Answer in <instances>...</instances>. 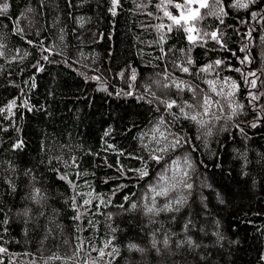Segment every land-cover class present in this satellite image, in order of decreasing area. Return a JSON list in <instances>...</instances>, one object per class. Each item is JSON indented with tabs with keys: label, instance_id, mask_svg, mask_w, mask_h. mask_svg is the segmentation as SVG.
Wrapping results in <instances>:
<instances>
[{
	"label": "trees",
	"instance_id": "obj_1",
	"mask_svg": "<svg viewBox=\"0 0 264 264\" xmlns=\"http://www.w3.org/2000/svg\"><path fill=\"white\" fill-rule=\"evenodd\" d=\"M6 2L9 10L0 16V43L5 45L0 49L5 53L0 57V108L5 109L0 113V221L7 223L0 224V247L7 251L0 253V264H31L33 260L43 264L41 257L47 259L53 253L71 256L76 235L85 240L86 246L69 264H84L97 256L88 246V240L92 246H102L111 235L109 224L117 228L113 243L120 252L114 260L105 256L104 261L111 260L112 264H202L199 254L207 257L208 264H264L261 259L264 257V111H261L264 97L253 111L240 74L220 73L240 83L237 98L245 104L244 114L234 117L226 125L227 131L220 130L223 119L216 121L213 135L207 138L206 144L194 141L199 148L191 153L190 175L194 189L189 199L190 209L186 207L175 223L166 219L170 214H161L156 224H148L139 210L124 212L117 207L120 204L128 207L125 196L142 204L140 197L146 181L137 180L131 172L122 174L117 168L119 165L124 169L141 166L138 161L128 159L127 154H139L137 137L147 130L149 120L158 115L146 102L151 97L145 92V86L152 85L156 74H163L166 65L172 71L171 61L185 54L182 50L186 51L189 45L184 33L173 31L160 42L166 29L157 31L155 26L170 21L158 19L163 16L154 6L158 0H152L151 4L148 0H120L116 16L108 11L110 0H73L71 8L67 0H44L43 9L38 0ZM141 3L148 6L137 7ZM224 3L228 13L225 24L231 26L224 29L229 49L242 58L245 53L239 51L240 46L249 43L254 63L245 71L261 67L264 0H256L248 9L228 7L233 0H224ZM28 8L35 11L27 13ZM169 10L175 14L174 9L169 7ZM149 12L153 15L149 16ZM253 12L257 13L255 18L251 15ZM80 18H83V27ZM204 23L214 28L217 21L208 18ZM17 24L24 29L21 35L16 34ZM251 29L255 30L249 42L243 34ZM27 40H32L33 44H28ZM41 42L43 47L52 49V54L41 51L38 47ZM161 47L168 55L157 59ZM216 47L209 41L204 47L192 48L189 55L196 67L218 58L230 60L233 67H242L229 52L207 51ZM42 55H48L49 59L43 60ZM132 70L136 73L135 81L128 79ZM121 72L124 76L119 75ZM181 78L192 79L186 74ZM207 78H215V73ZM200 86L207 87L203 83ZM153 90H156L155 85ZM129 91L134 95H126ZM140 96L145 100L138 99ZM14 100L17 106L9 113L7 107ZM25 101L27 107L23 106ZM181 123L185 124L186 135H197L194 125ZM253 123L256 127L251 126ZM109 130L110 134L105 136ZM19 141H23V147L16 149L14 145ZM106 145L113 148L105 151ZM119 152L125 155L119 156ZM96 153L99 155H94ZM183 153L182 149L174 155ZM72 155L80 162L79 171L86 173L76 180V191L92 192L110 201L107 206L102 205L98 213H89L88 218L95 221L94 227L75 234L69 219L73 212L64 203L74 192L60 175L66 170L69 179H75L77 169H65L61 162L53 159L56 156L68 159ZM26 171H29L27 176ZM33 185L46 190L48 204L58 210L55 224H49L44 217L37 219L36 205H30L32 219L27 224L23 222L27 217L18 215ZM96 203L93 200V212ZM189 211L197 224L196 232L189 234L208 247L192 253L180 250L175 256L163 249L162 254L152 250V231L160 228L157 239L161 240L165 232H179L183 217ZM108 213L112 214L110 221ZM86 225L84 221L82 228ZM201 226L207 235L199 231ZM49 228L52 232L41 243ZM217 232L222 239L213 235ZM178 238L173 236L170 240L172 251ZM130 243L146 252L143 255L130 252L127 248Z\"/></svg>",
	"mask_w": 264,
	"mask_h": 264
},
{
	"label": "snow or ice",
	"instance_id": "obj_2",
	"mask_svg": "<svg viewBox=\"0 0 264 264\" xmlns=\"http://www.w3.org/2000/svg\"><path fill=\"white\" fill-rule=\"evenodd\" d=\"M40 8L44 7V0H38ZM256 0H233V3L228 7L238 9H248L251 4H254ZM151 4L152 0H148ZM69 8L73 7V0H67ZM120 6V0H110V7L108 11L112 16L117 15L116 9ZM147 4L141 3L137 7H147ZM156 10L162 11L163 16L158 19L163 20L167 18L170 23H160L156 25L157 31H166L160 36V42L165 41V36L173 31L184 33V38L187 40L189 48L185 51V54L178 60L171 61L172 71L168 70L165 66L163 74L157 73V79L153 80L152 85L145 86V92L151 97L146 102L152 106V111L158 115L154 119H150L146 131H143L137 137L140 145L139 154L128 153L127 158L136 160L141 165L137 168L124 169L123 165H119L117 171L122 174L131 172L134 174L137 180H145L144 192L140 199L142 204L133 202L130 196H125L124 201L128 204L117 205L118 208L124 212L130 210H139L144 217L147 218L148 224H156L157 217L161 214H170L166 217L169 223H175L178 215L188 207L189 199L193 195L194 185L191 182L190 170L193 169L191 153L196 152L199 145L194 141L199 140L201 143L207 142V138L213 135L212 128L215 126L216 121L224 120V125L221 126V131H227L226 125L233 120L234 117H238L244 114L245 104L237 98V93L240 90V83L230 76H221L223 71L236 72L240 74L243 85L247 91V102L252 106L253 111L256 110L257 102L261 97H264V36L260 37V47L262 52L260 54L261 67L245 71V68L254 63V58L250 53L249 43H243L240 46L239 51L245 53L241 58L236 55L235 52L229 49L227 41L225 39V28L231 27L225 24V17L228 15L225 7L224 0H158L155 3ZM169 7L175 10H169ZM9 10V4L6 0H0V16L7 14ZM204 10V11H202ZM35 9L28 8L27 13L34 12ZM149 16L153 13L149 12ZM255 18L257 13H251ZM27 18V17H26ZM208 18H214L217 21L216 26L213 28L211 25L205 24ZM264 19V16L261 17ZM246 23V21H241ZM81 27H83V18H80ZM224 26V27H221ZM29 27H31V21H29ZM211 29V30H209ZM255 29H251L243 34L249 42L253 40L252 32ZM16 34L21 35L24 33V29L20 28L17 24L15 28ZM63 32V29H60ZM39 35V32H37ZM2 39V37H0ZM59 39L63 41V35H60ZM209 41L214 42L217 45L216 48L207 49V51H223L229 52L232 57H235L238 63L242 67H233L230 60L223 58L215 59L214 61L200 67H196L195 60L189 55L191 49L194 47H204ZM28 44H33L32 40H27ZM5 45L0 43V49H3ZM42 52L52 54L51 48L43 47L42 42L38 45ZM19 51V50H17ZM171 51V49H169ZM161 55L157 59H164L168 53L163 47L160 49ZM28 53H25L27 55ZM55 54L59 55L60 52ZM5 55L4 51L0 50V57ZM42 59L47 61L48 55H42ZM215 73V78L208 79L207 76ZM176 74V75H174ZM191 77V80H185L181 77L183 75ZM119 75L124 76L121 72ZM162 76V79L160 78ZM93 80H99L100 77H92ZM129 80H136L135 70H132V74L128 77ZM259 82V83H258ZM203 83L207 87L202 88L200 84ZM155 85L156 90H153ZM255 89L256 91H253ZM126 95H134L131 91ZM140 100H145L144 96L138 97ZM16 101H12L7 107V112L11 113L12 109L16 107ZM27 107V101L24 102ZM31 111V108L28 109ZM261 111H264V106H261ZM5 112V109L0 108V113ZM227 113V115H224ZM181 121L190 123L195 126L197 135L195 137L186 135L185 124ZM252 127H256L253 123ZM239 128V124L236 125ZM131 131V129H129ZM242 131V129H241ZM109 132H105V136H108ZM147 140V142H145ZM16 149L23 147V141H19L14 145ZM113 148L112 145H106L105 151ZM184 150L182 155H174L180 150ZM94 155H99L98 153ZM119 156H124V152H119ZM54 160L61 162L65 169L74 168L75 179H69L67 171H63L60 175V179L67 181L71 186L74 194L70 196L64 203L72 210L73 215L69 218L74 225L72 228L73 233H79L82 230H87V227H94L95 221L88 218L89 213L96 214L102 205L107 206L110 201H104L99 195H93L92 192L82 193L76 191L78 185L76 180L80 179L82 175H86L79 171L80 162L74 155L69 156L68 159H64L62 156L53 157ZM51 163V161H49ZM111 167V165H108ZM53 171H60V169H52ZM30 171V170H29ZM29 171L25 172L27 176ZM131 178V177H129ZM33 179H35L33 177ZM87 184V181H85ZM12 191H16L14 184L11 185ZM132 195H135L134 193ZM25 206L20 210L18 215L21 217H27L23 222L27 224L32 216L33 208L30 205H36V212L38 217H44L49 224H55V218L58 215V210L51 208L48 204L49 196L46 190L33 185L31 191L24 197ZM96 200L95 212L92 209V202ZM203 209H206V204H203ZM83 210V211H82ZM49 211L51 216H49ZM2 212V209H0ZM107 218L110 221L112 214L108 213ZM86 221L87 225L82 228L83 222ZM7 223L6 220L0 221V224ZM162 223V222H161ZM56 227H60L56 225ZM109 238L105 239L102 246H92L91 240H88V246L91 251L96 252L97 256L92 258L91 261H85L84 264H112V261H104L105 256L112 257L113 260L120 254L119 249L113 243L115 240L114 233L117 228H113L109 224ZM197 230L196 221L193 218L191 211L183 217V223L179 232H165L163 239H157V233L160 228H157L151 233V249L157 254H162V249L168 251L170 256H175L180 253V250H186L189 253L195 252L200 248H207L208 245L202 242H197L193 235L189 233H195ZM63 231V229H61ZM201 233L207 235L204 227L199 228ZM27 232V229H25ZM52 232L49 228L46 230V234L41 240L48 239V235ZM219 239V233H213ZM179 237L175 240V251L171 250L170 240L171 238ZM76 244L71 256H61L58 253H53L47 259H43V264H54L55 261H61L62 264H69L70 261H75L76 257L84 251L85 240H82L79 235L75 236ZM68 243L67 240L64 241ZM130 252H139L142 255L146 252V249L138 246L137 244L130 243L127 245ZM110 249L109 251H106ZM7 250L0 247V253H5ZM27 254V253H26ZM264 260V257H261ZM199 261L202 264H208L207 257L204 254H199ZM31 264H36L35 260Z\"/></svg>",
	"mask_w": 264,
	"mask_h": 264
}]
</instances>
